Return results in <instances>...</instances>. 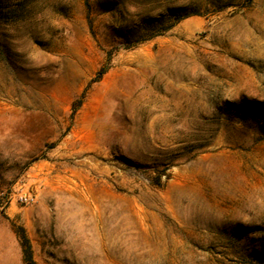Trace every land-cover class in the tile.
Returning <instances> with one entry per match:
<instances>
[{"label":"rangeland","instance_id":"1","mask_svg":"<svg viewBox=\"0 0 264 264\" xmlns=\"http://www.w3.org/2000/svg\"><path fill=\"white\" fill-rule=\"evenodd\" d=\"M256 106L264 0H0V264H262Z\"/></svg>","mask_w":264,"mask_h":264},{"label":"trees","instance_id":"2","mask_svg":"<svg viewBox=\"0 0 264 264\" xmlns=\"http://www.w3.org/2000/svg\"><path fill=\"white\" fill-rule=\"evenodd\" d=\"M181 12H178L177 14H173L175 15L174 19L175 21L173 23H171L169 26L165 27L164 29L157 31V33H154L153 35L143 39V40H147L150 39L156 35H158L159 33L166 31L167 29H169L172 25H174L175 23H177L178 21L188 17L189 13H185L182 12L183 10H178ZM173 17V16H172ZM140 41V40H139ZM137 41V43L139 42ZM107 71V67H102L98 70L96 76L92 79L91 83H95L100 81V79L102 78V76L106 73ZM84 96H81L77 101L76 104L73 106V111H76L79 106L81 105L82 101H83ZM258 111H261L264 114V107H258L256 106V108H254ZM19 238H20V245H21V249H22V255H23V260L26 264H36V262L33 260L32 257V252H31V245H30V241L28 239V237L26 236L25 232L23 230H21V233L18 234ZM259 260L262 262V264H264V251L262 252V254L260 255Z\"/></svg>","mask_w":264,"mask_h":264},{"label":"built area","instance_id":"3","mask_svg":"<svg viewBox=\"0 0 264 264\" xmlns=\"http://www.w3.org/2000/svg\"><path fill=\"white\" fill-rule=\"evenodd\" d=\"M18 199L20 202H23V203H29L30 201L33 200L32 196L30 194H25V193L20 194L18 196Z\"/></svg>","mask_w":264,"mask_h":264}]
</instances>
